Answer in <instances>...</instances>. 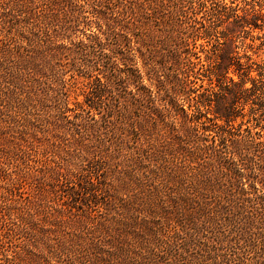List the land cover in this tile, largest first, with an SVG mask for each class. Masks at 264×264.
Wrapping results in <instances>:
<instances>
[{
	"label": "trees",
	"instance_id": "obj_1",
	"mask_svg": "<svg viewBox=\"0 0 264 264\" xmlns=\"http://www.w3.org/2000/svg\"><path fill=\"white\" fill-rule=\"evenodd\" d=\"M85 6L105 41L74 40ZM263 27L264 0H0L1 105L51 106L72 122L71 58L83 74L104 67L107 80L96 79L116 103L103 123L143 140L113 170L110 210L64 245L66 264H264V59L234 44ZM132 84L133 99L121 103ZM247 105L254 126L233 123Z\"/></svg>",
	"mask_w": 264,
	"mask_h": 264
},
{
	"label": "rangeland",
	"instance_id": "obj_2",
	"mask_svg": "<svg viewBox=\"0 0 264 264\" xmlns=\"http://www.w3.org/2000/svg\"><path fill=\"white\" fill-rule=\"evenodd\" d=\"M81 10L86 18L74 40L88 41L100 36L105 41V27L94 20L91 8L85 6ZM204 18L208 22L210 16L205 14ZM223 29L225 25L218 31ZM245 36L247 38L234 41L239 46L238 51L243 54L247 50L255 61L261 62L264 59V27L252 29ZM199 42L207 44L203 39ZM247 44H252L253 48ZM110 48L104 52L109 53ZM225 48V44L218 45L212 52L221 54ZM212 52L209 55L214 57ZM200 54L206 59L205 52ZM63 62L64 68L71 69L66 78L70 105L75 108L68 112L72 122L54 116L51 106L34 107L33 102L28 108L16 111L17 107L8 110L0 104V264H66L64 245L72 238L88 236L93 224L91 219L110 210V194L117 183L113 170L131 154L129 147L135 149V145L143 141L134 143L131 134L128 138L127 129L121 137L115 136L113 124L103 123L108 104L114 101L108 91L100 90L96 79L99 76L107 80L103 66L100 73L88 69L83 74L72 68L71 58ZM212 75L214 84H218L216 75ZM149 82L146 74L140 85ZM205 84L209 86V79ZM125 89L119 91L118 96L122 95L121 103L128 104L137 91L134 84ZM159 93L161 102H166L164 88ZM149 99L152 100L150 95ZM148 106L146 110L150 112L158 105L150 102ZM245 107L244 111H237L233 123L244 122L245 127V122L251 119L254 126L253 110L249 105ZM111 120L115 121L116 117L112 116ZM218 123L225 124L220 120ZM257 129L261 127L254 130ZM118 147L124 148L120 151Z\"/></svg>",
	"mask_w": 264,
	"mask_h": 264
}]
</instances>
